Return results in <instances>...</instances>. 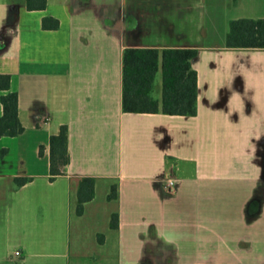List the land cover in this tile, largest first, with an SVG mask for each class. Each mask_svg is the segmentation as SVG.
Masks as SVG:
<instances>
[{"label": "crops", "instance_id": "1", "mask_svg": "<svg viewBox=\"0 0 264 264\" xmlns=\"http://www.w3.org/2000/svg\"><path fill=\"white\" fill-rule=\"evenodd\" d=\"M238 17H264V0H0V73L25 127L0 137V264H73V227L76 263L91 264L86 225L100 245L114 237L106 264H264V49L226 46ZM126 46L198 48L197 114L124 111ZM62 124L70 162L51 179ZM84 176L95 196L78 213ZM115 182L114 208L99 211Z\"/></svg>", "mask_w": 264, "mask_h": 264}, {"label": "trees", "instance_id": "2", "mask_svg": "<svg viewBox=\"0 0 264 264\" xmlns=\"http://www.w3.org/2000/svg\"><path fill=\"white\" fill-rule=\"evenodd\" d=\"M47 0H26L28 9H44ZM59 19L53 16L43 18L42 26L47 29L57 28ZM228 48L264 49V17H238L229 21L226 33ZM198 48L191 46H126L123 51V94L122 105L127 112H163L172 115L193 116L198 112V71L193 66V59ZM162 74L161 97L153 94L158 72ZM11 88V75L0 73L3 114L0 117V137L18 135L25 129L19 116V97ZM50 174L51 179L63 173L70 162L68 149V125L62 124L59 131L50 135ZM44 145L40 146V153ZM18 185L28 178L15 177ZM96 178L84 176L80 179L77 196V212L82 213L84 203L95 196ZM108 199H117L119 184L113 183ZM110 225L118 228L119 213H112ZM175 264V263H163ZM216 264V263H196Z\"/></svg>", "mask_w": 264, "mask_h": 264}, {"label": "rangeland", "instance_id": "3", "mask_svg": "<svg viewBox=\"0 0 264 264\" xmlns=\"http://www.w3.org/2000/svg\"><path fill=\"white\" fill-rule=\"evenodd\" d=\"M160 74L161 71L158 72V75L156 77L157 79H155V85L158 82L159 79L158 77ZM96 202L98 203L96 206L99 211L103 210L104 207L108 205L110 206L111 209H113L115 206V200L111 199L110 201H107L105 195H103L102 190L99 191V195ZM88 222L91 223L92 221L88 220ZM103 225H104V220H103ZM103 225L101 222V228H103L102 230L109 231L108 229H104V227H102ZM84 229L86 230L87 233L86 237H84L85 238L84 250H86L91 255V257L87 258V260H89L91 264H106L107 261H110L111 263L116 262L117 248H116V244L113 242L114 237L107 233L108 237L106 243L100 245V242L97 241L95 237L88 235L89 233L88 229L92 230V227L90 225H86ZM71 243H72V263L77 264L76 262L78 261V257H77L78 237H77V230L75 227L72 228Z\"/></svg>", "mask_w": 264, "mask_h": 264}, {"label": "built area", "instance_id": "4", "mask_svg": "<svg viewBox=\"0 0 264 264\" xmlns=\"http://www.w3.org/2000/svg\"><path fill=\"white\" fill-rule=\"evenodd\" d=\"M174 185H175V181H174V179H170V180L168 181V183L166 184V186H167L168 188H172ZM19 253H20V251H16V254H19Z\"/></svg>", "mask_w": 264, "mask_h": 264}]
</instances>
